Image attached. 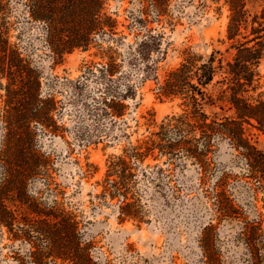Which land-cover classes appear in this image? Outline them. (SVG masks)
<instances>
[{
  "label": "trees",
  "instance_id": "16d2710c",
  "mask_svg": "<svg viewBox=\"0 0 264 264\" xmlns=\"http://www.w3.org/2000/svg\"><path fill=\"white\" fill-rule=\"evenodd\" d=\"M110 0H0V120L3 140L0 164V226L6 227L13 239L27 242L30 257L35 264H45L49 258L69 264H100L91 256V244L86 243L77 217L63 208L57 200L51 206L28 194V187L38 179H50L49 159L35 149V126L48 133L60 130L56 115L58 101L51 93H42L39 71L32 66L16 44L10 41L12 23L9 18L19 11L17 22L22 32L26 27H38L41 40L59 64L77 50L84 52L101 49L102 59L98 78L104 82L99 110L107 117L119 118L127 106L122 93L115 86L120 73L118 52L119 22L107 12ZM174 0H140V7L129 10V29L136 34V44L130 45V61H147L155 52H161L165 32H157L150 25L157 22L174 30L176 23L171 13ZM204 3L208 0H203ZM228 10L227 52L234 51L224 64L214 51L207 59L203 55L185 51L186 59L158 81L159 99L181 100L183 111L167 117L159 130L108 162L103 183L102 200L118 201V219L121 222H144L142 207L137 198L139 184L161 188L165 170L160 166L144 168L146 160L185 152L204 171L210 169L209 155L224 142H230L238 152L245 169L238 175L223 174L213 189L215 216L240 225L239 241L245 244L251 264H264V205L258 206L264 195V152L246 136V125L264 133V90L260 67L264 61V7L251 12L250 0H210ZM23 34V33H21ZM21 36V35H20ZM22 37V36H21ZM104 48V49H103ZM221 74L226 86L228 103L233 117L207 114L206 104L214 98L209 87ZM6 81V83H3ZM147 119V118H146ZM154 119H147L151 125ZM141 175V178H140ZM162 175V176H161ZM238 185L253 196V218L244 212L229 191ZM264 202V196L261 199ZM19 206V207H18ZM25 208V214H20ZM19 209V211H18ZM215 224L206 228L203 239L207 264H219L220 257L212 247Z\"/></svg>",
  "mask_w": 264,
  "mask_h": 264
},
{
  "label": "rangeland",
  "instance_id": "374dc122",
  "mask_svg": "<svg viewBox=\"0 0 264 264\" xmlns=\"http://www.w3.org/2000/svg\"><path fill=\"white\" fill-rule=\"evenodd\" d=\"M220 6L210 0L205 3L174 0L171 5L174 30L157 22L150 25L157 32H165L161 52H155L147 61H130L127 52L137 38L128 28L129 10L138 9L140 0L109 1L107 12L119 22L116 37L123 39L119 44L107 41L100 44L104 48L113 46L119 54L121 70L113 84L122 93L130 89L124 100L125 113L115 119L99 110L104 82L98 75L101 65L107 62L102 59L101 49L77 50L57 64L41 40L38 27H26V32H22L20 24H15L19 11L9 18L13 24L11 43L39 71L42 93L53 94L59 107L56 119L60 130L56 134L35 126V149L49 159L51 177L31 183L28 194L46 206L57 200L73 213L86 243L91 244L92 258L100 264H207L203 239L210 224L217 226L212 234V247L220 257L219 264H251L245 244L239 241L238 222L217 220L215 216L213 189L218 180L223 174L235 176L245 169L230 142H222L209 155L211 165L207 171L185 152H178L172 159L148 158L144 168L158 165L165 174L161 188L139 184L137 198L144 222H121L118 201L98 197L103 191L108 162L158 131L167 117L183 111L181 100L159 99L156 78L162 82L170 71L178 68L188 49L206 59L218 51L221 54L217 58L223 59L224 64L231 60L234 51L227 52L230 44L226 42L229 13L224 7L219 10ZM248 7L251 12H259L264 0H250ZM260 71L261 90H264V61ZM222 80L219 74L209 87L214 102L206 104L204 110L211 116L233 117ZM0 94L4 92L0 90ZM146 118L154 122L147 125ZM246 136L264 152V133L246 125ZM2 140L0 120V149ZM2 175L0 164V179ZM229 191L250 219L253 218L252 194L233 184ZM263 196H259L261 210ZM25 211L22 208L19 212L24 215ZM31 250L27 242L13 239L7 228L0 226V264H35ZM45 264L69 263L49 258Z\"/></svg>",
  "mask_w": 264,
  "mask_h": 264
}]
</instances>
